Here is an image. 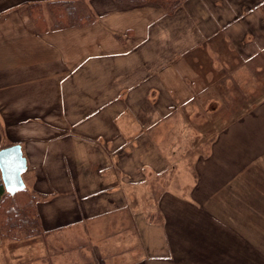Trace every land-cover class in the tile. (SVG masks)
I'll return each instance as SVG.
<instances>
[{"label":"crops","instance_id":"0c3cea01","mask_svg":"<svg viewBox=\"0 0 264 264\" xmlns=\"http://www.w3.org/2000/svg\"><path fill=\"white\" fill-rule=\"evenodd\" d=\"M47 1L0 0V148L21 144L23 178L38 196L46 231L30 240L44 250L10 264H63L54 258L63 249L51 258L48 243L65 228L78 241L69 264H264V99L245 112L235 106L208 151L211 137L195 147L188 121L165 123L185 133L184 145L175 130L173 149L161 150L163 136L151 140L147 131L171 120L179 105L190 108L187 80L210 79L186 67L203 39L187 50L153 40L163 18L189 13L186 5L170 15L157 4L87 0L90 24L39 30L30 5ZM45 16L50 25L47 9ZM193 153L195 186L168 185L158 202L147 201L149 183L167 170L177 177ZM156 206L163 220L146 214ZM135 209L146 215L134 216Z\"/></svg>","mask_w":264,"mask_h":264},{"label":"rangeland","instance_id":"374dc122","mask_svg":"<svg viewBox=\"0 0 264 264\" xmlns=\"http://www.w3.org/2000/svg\"><path fill=\"white\" fill-rule=\"evenodd\" d=\"M83 1L90 9L89 2L87 0ZM93 1L95 4L101 3L103 7L105 6V0ZM214 1L216 0H184L183 4L186 5L189 13H181L171 17V20L163 18L162 24L158 26V29L156 28V37L153 40H157V43H160L163 47L166 46V43H171L169 46L187 50L191 45L197 43L196 40L203 39L199 46H193L190 49L193 50L192 56L190 57V51L187 60L192 61V63L191 66L189 63L186 67L195 68L196 72L204 71L203 73H208L210 77L208 80H203L201 76H197L194 81L187 80L188 92L193 91V101L188 104L190 108L186 105H179L178 111L172 114L171 120L161 121L160 123L164 124L160 128L156 127L154 132L153 130H151L152 132L150 130L147 131V135H150L151 140L155 137L159 140L163 136V144L159 146L161 150L167 149L168 152L172 150L175 138L171 135V132L176 130L179 133V130H181L180 128L172 129L169 125L167 127L165 123H183L188 121L195 127V129H188V132L193 131L195 137H197H194L195 147L199 146L202 136H205V138L207 136L211 137L210 143L204 146L206 151H208V148L210 147L211 149L212 144L217 139L218 123H230L234 119L235 106L240 105L242 112H245L253 102L259 103L264 99V0H221L220 4H215ZM147 4L154 3H145V5ZM115 6L117 5L115 4ZM203 9L208 10V12ZM175 13L170 15H175ZM217 32L220 33L217 35ZM218 38L221 40L218 41ZM219 45H225L226 49H219ZM203 51L208 54V61L205 60V54H202ZM178 66L180 72H185L182 63H179ZM120 120L121 118L119 117L118 123H121ZM129 130L132 131V129ZM184 134L179 133L178 143L182 142L181 136H184ZM188 136L191 139L193 138V135L189 134ZM182 143L184 145V142ZM188 156L191 160H189L185 168H180L177 177L168 175L167 170L163 177L155 178L154 181L149 183L151 191L148 192L147 190L145 194L147 201L149 195H151V199L158 202L162 194L160 189L163 188L164 190L168 185L178 188L181 187L182 183L185 185L189 181L190 184L192 182V185L195 186L194 182H198L199 169L193 173V169L189 167V164L194 161L198 165L199 161L196 159L195 153H193L192 157L189 154ZM133 168L131 167V169ZM24 177L26 179L25 175ZM133 177L141 178V171L140 176L133 175ZM187 195L195 197L198 193L196 191L185 192V196ZM146 209L147 215L157 218L162 217L163 220L158 207H147ZM126 213L124 212V217H126ZM132 213L137 217L146 215L145 211H138L137 209L133 210ZM129 215L131 220L132 214L130 213ZM130 224H132V221H130ZM65 230L66 233L62 235L50 233L48 247L50 248V253L53 254L50 255L51 258L54 256V249H57L58 246L61 250L63 249L64 256L61 254L62 257H59V255L55 254L54 258H60L63 264H69L76 259V256L73 257L72 251L78 246V241L76 238L73 239L74 229L65 228ZM86 231L89 233L91 231L92 233L96 232L92 228L89 230L88 226ZM2 239L3 241L0 243V259L4 260L6 264H10V261H16L19 257L26 258L27 256L25 255H28L29 250H44L45 248L40 242L37 244L30 242L34 238L9 240L3 237ZM71 240L72 243L70 242ZM73 243L74 245H72ZM30 244L34 245L31 246ZM50 256L47 257L49 261L51 259Z\"/></svg>","mask_w":264,"mask_h":264},{"label":"trees","instance_id":"16d2710c","mask_svg":"<svg viewBox=\"0 0 264 264\" xmlns=\"http://www.w3.org/2000/svg\"><path fill=\"white\" fill-rule=\"evenodd\" d=\"M132 6L145 3L159 5L167 14H174L184 4V0H117ZM221 0L214 1L220 4ZM83 0H52L45 5L32 3L30 13L39 30L67 27L70 25H88L93 21L92 11ZM45 9L51 17L47 22ZM38 196L34 191L24 188L11 194L6 191L0 176V232L2 238L24 239L44 236L41 218L37 207Z\"/></svg>","mask_w":264,"mask_h":264},{"label":"water","instance_id":"95a60500","mask_svg":"<svg viewBox=\"0 0 264 264\" xmlns=\"http://www.w3.org/2000/svg\"><path fill=\"white\" fill-rule=\"evenodd\" d=\"M0 161H6L7 167L0 164V171L6 191L14 194L23 190L26 183L23 173L27 170V159L23 154L21 144L16 143L0 148Z\"/></svg>","mask_w":264,"mask_h":264},{"label":"snow or ice","instance_id":"6c2138e0","mask_svg":"<svg viewBox=\"0 0 264 264\" xmlns=\"http://www.w3.org/2000/svg\"><path fill=\"white\" fill-rule=\"evenodd\" d=\"M0 164L4 165V167H7V162L6 161H0Z\"/></svg>","mask_w":264,"mask_h":264}]
</instances>
